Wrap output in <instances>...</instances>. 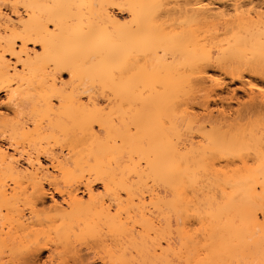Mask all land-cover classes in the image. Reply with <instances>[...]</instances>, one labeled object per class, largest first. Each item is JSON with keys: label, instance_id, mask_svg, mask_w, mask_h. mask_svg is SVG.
I'll use <instances>...</instances> for the list:
<instances>
[{"label": "bare ground", "instance_id": "obj_1", "mask_svg": "<svg viewBox=\"0 0 264 264\" xmlns=\"http://www.w3.org/2000/svg\"><path fill=\"white\" fill-rule=\"evenodd\" d=\"M261 83L264 0H0V264H264Z\"/></svg>", "mask_w": 264, "mask_h": 264}, {"label": "rangeland", "instance_id": "obj_2", "mask_svg": "<svg viewBox=\"0 0 264 264\" xmlns=\"http://www.w3.org/2000/svg\"><path fill=\"white\" fill-rule=\"evenodd\" d=\"M217 74H220L219 71H216ZM63 78H65L66 80L69 79V75L64 73L63 74ZM225 82H226V87L224 89V93L226 95L228 94H236L235 96H237V98L239 99H245L247 98V90L244 89L242 87V82L240 80H233L231 77L227 76L225 77ZM263 86L264 84L261 83ZM230 92V93H229ZM7 101V97H6V93L1 92L0 93V105H6ZM238 104V99H234L232 101H230V105L233 107H237ZM218 105L217 104H212V108H214L215 110L217 109ZM6 143V142H5ZM47 162V161H46ZM98 185L99 191H102V187L100 186V183H96ZM53 198L58 199L59 201L61 200V196L58 194H53L52 196L47 197L46 201L49 203L52 202ZM83 255V259L85 260V264H105L103 263L101 260L94 258L92 255L87 254V252L82 253ZM49 256V252L48 250H45L42 254V263L45 262L48 263V261L50 260L48 258ZM94 258V259H93ZM44 260V261H43Z\"/></svg>", "mask_w": 264, "mask_h": 264}]
</instances>
